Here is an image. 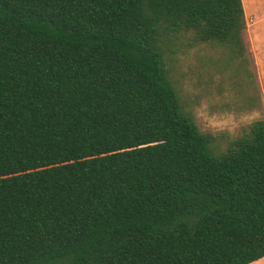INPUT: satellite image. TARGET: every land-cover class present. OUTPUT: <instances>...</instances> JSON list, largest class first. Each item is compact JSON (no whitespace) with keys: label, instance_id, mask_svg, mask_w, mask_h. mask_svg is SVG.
Masks as SVG:
<instances>
[{"label":"trees","instance_id":"obj_1","mask_svg":"<svg viewBox=\"0 0 264 264\" xmlns=\"http://www.w3.org/2000/svg\"><path fill=\"white\" fill-rule=\"evenodd\" d=\"M245 28L242 0H0V264L264 257V117L202 132L172 78L247 60Z\"/></svg>","mask_w":264,"mask_h":264},{"label":"rangeland","instance_id":"obj_2","mask_svg":"<svg viewBox=\"0 0 264 264\" xmlns=\"http://www.w3.org/2000/svg\"><path fill=\"white\" fill-rule=\"evenodd\" d=\"M247 21L244 40L249 48ZM200 47L193 48L194 52L188 55H178L172 78L202 132L233 137L243 126L264 117V90L257 69L249 53L247 60L245 57L232 59L225 48ZM199 48V54L195 55ZM201 54L217 58L218 63L224 61V67L203 65Z\"/></svg>","mask_w":264,"mask_h":264},{"label":"crops","instance_id":"obj_3","mask_svg":"<svg viewBox=\"0 0 264 264\" xmlns=\"http://www.w3.org/2000/svg\"><path fill=\"white\" fill-rule=\"evenodd\" d=\"M245 20L249 26L248 53L254 62L264 90V0H242ZM248 264H264V257Z\"/></svg>","mask_w":264,"mask_h":264}]
</instances>
